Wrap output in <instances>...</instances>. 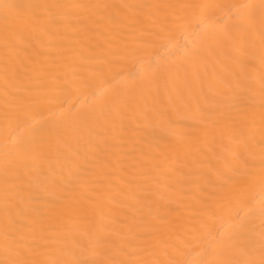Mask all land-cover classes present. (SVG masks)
<instances>
[{
	"label": "bare ground",
	"instance_id": "bare-ground-1",
	"mask_svg": "<svg viewBox=\"0 0 264 264\" xmlns=\"http://www.w3.org/2000/svg\"><path fill=\"white\" fill-rule=\"evenodd\" d=\"M4 4L0 264H259L261 0Z\"/></svg>",
	"mask_w": 264,
	"mask_h": 264
},
{
	"label": "snow or ice",
	"instance_id": "snow-or-ice-1",
	"mask_svg": "<svg viewBox=\"0 0 264 264\" xmlns=\"http://www.w3.org/2000/svg\"><path fill=\"white\" fill-rule=\"evenodd\" d=\"M0 7L9 8V7H12V5L4 4V5H0ZM44 7H47V6H44ZM240 7L243 8V9L253 10L256 6L251 5V4H245V5H241ZM258 7H259L260 12H261V27H262L261 37H262V43H264V0H261V4ZM253 15H254V12L253 11H249V12L245 13L244 15L237 16L236 19L238 21L242 22L245 19L246 16H253ZM239 27L243 28L244 27L243 23H241L239 25ZM223 86H224L225 89L234 90V89L240 87L241 85L239 83V80L237 79L236 81H227V80H225L223 82ZM215 95L216 96H223V95H226V93L222 92L220 90H217ZM213 103L215 104V106L217 108L223 107V102L220 101V100H216L215 97L213 98ZM262 108H264V105H262ZM261 123H262L261 135L264 136V111H262ZM24 126L25 127H32L33 125H32V122H30L29 120H25L24 121ZM249 127H251V125H249ZM262 147H264V145H262ZM7 195H8V189L5 188V196L7 197ZM261 211L264 212V209H262ZM240 226L243 227L242 224ZM52 264H61V262L55 261V262H52ZM110 264H123V262L111 261ZM250 264H255V262H250ZM259 264H264V258H262L260 260Z\"/></svg>",
	"mask_w": 264,
	"mask_h": 264
}]
</instances>
